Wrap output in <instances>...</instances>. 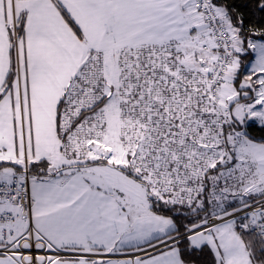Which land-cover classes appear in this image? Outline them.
I'll return each mask as SVG.
<instances>
[{
  "label": "snow or ice",
  "instance_id": "6c2138e0",
  "mask_svg": "<svg viewBox=\"0 0 264 264\" xmlns=\"http://www.w3.org/2000/svg\"><path fill=\"white\" fill-rule=\"evenodd\" d=\"M0 264H264V0H0Z\"/></svg>",
  "mask_w": 264,
  "mask_h": 264
}]
</instances>
